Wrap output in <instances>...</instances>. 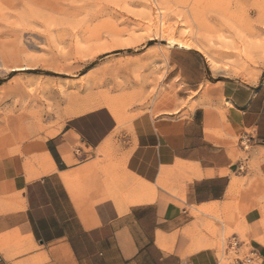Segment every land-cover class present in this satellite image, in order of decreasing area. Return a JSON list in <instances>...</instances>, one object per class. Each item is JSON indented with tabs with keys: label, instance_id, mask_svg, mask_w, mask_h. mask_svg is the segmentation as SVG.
Returning <instances> with one entry per match:
<instances>
[{
	"label": "crops",
	"instance_id": "1",
	"mask_svg": "<svg viewBox=\"0 0 264 264\" xmlns=\"http://www.w3.org/2000/svg\"><path fill=\"white\" fill-rule=\"evenodd\" d=\"M184 52L194 64L173 70L196 109L144 112L129 137L99 107L38 138L2 103L0 264H218L228 230L236 264H264V71L213 81Z\"/></svg>",
	"mask_w": 264,
	"mask_h": 264
},
{
	"label": "rangeland",
	"instance_id": "2",
	"mask_svg": "<svg viewBox=\"0 0 264 264\" xmlns=\"http://www.w3.org/2000/svg\"><path fill=\"white\" fill-rule=\"evenodd\" d=\"M185 50L200 55L213 81L256 83L264 71V0H0V106L26 131L38 127V138L70 116L120 110L129 137L144 112L196 109L198 95L179 97L172 65L194 64ZM231 234L218 264L242 258Z\"/></svg>",
	"mask_w": 264,
	"mask_h": 264
},
{
	"label": "built area",
	"instance_id": "3",
	"mask_svg": "<svg viewBox=\"0 0 264 264\" xmlns=\"http://www.w3.org/2000/svg\"><path fill=\"white\" fill-rule=\"evenodd\" d=\"M249 142H250V140L245 136L244 139H243V144H244L243 146H244L245 149L248 148V143ZM233 241L235 242V244L234 245H230L232 248L238 246L237 241L236 240H233Z\"/></svg>",
	"mask_w": 264,
	"mask_h": 264
},
{
	"label": "bare ground",
	"instance_id": "4",
	"mask_svg": "<svg viewBox=\"0 0 264 264\" xmlns=\"http://www.w3.org/2000/svg\"><path fill=\"white\" fill-rule=\"evenodd\" d=\"M173 44V41L170 40V45ZM180 47H184L183 45H180ZM19 71V70H18ZM114 114L117 116V118L121 121V119L123 118L122 117V114L120 112V110H115ZM264 241V239H262V242Z\"/></svg>",
	"mask_w": 264,
	"mask_h": 264
}]
</instances>
